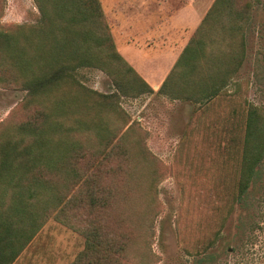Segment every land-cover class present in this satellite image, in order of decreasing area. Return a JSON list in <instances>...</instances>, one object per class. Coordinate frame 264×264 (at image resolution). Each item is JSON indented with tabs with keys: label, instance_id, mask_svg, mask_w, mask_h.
<instances>
[{
	"label": "trees",
	"instance_id": "trees-1",
	"mask_svg": "<svg viewBox=\"0 0 264 264\" xmlns=\"http://www.w3.org/2000/svg\"><path fill=\"white\" fill-rule=\"evenodd\" d=\"M36 1L40 24L0 25V86L26 90L30 110L25 120L0 132V264H14L51 218L85 238V247L70 264H126L134 237L124 230L126 219L109 213L113 189L102 195L99 156L90 162V139L84 135L95 138L92 156L103 154L100 162L119 157L115 173L131 179L134 174L125 170L124 161L133 152L145 171L150 152L135 122L117 126L101 116L103 108L121 110L118 94L87 87L78 71L99 68L128 96L155 90L118 51L101 0ZM254 7V0H215L158 93L203 106L227 93V86L239 92L236 77L247 59ZM232 112L236 117L240 110ZM241 116L230 138L241 154L230 212L264 160V108L247 102ZM78 208L88 217L83 219ZM146 254L152 258L154 253L142 251L141 263Z\"/></svg>",
	"mask_w": 264,
	"mask_h": 264
},
{
	"label": "rangeland",
	"instance_id": "rangeland-1",
	"mask_svg": "<svg viewBox=\"0 0 264 264\" xmlns=\"http://www.w3.org/2000/svg\"><path fill=\"white\" fill-rule=\"evenodd\" d=\"M200 1L212 6L215 0ZM254 1L247 28L248 55L236 77L241 88L237 92L236 86H227V93L208 105L173 100L158 92L124 95L105 71L89 67L78 71V78L87 87L118 94L121 110L103 108L101 116L117 126L126 120L127 124L135 122L142 128L138 133L146 137L150 152L145 171L141 172L143 162L133 158V152L131 159L124 161L125 170L134 174L131 179L115 173L119 157L100 162L103 154L92 156L95 138L93 133L84 135L90 139V162L99 156L102 195L108 196L113 189L114 208L109 213L126 219L124 230L134 237L126 264H264V160L251 188L234 203L231 212L229 208L241 161L230 139L232 127L242 123L247 102L264 108V0ZM3 6V27L42 22L36 0H4ZM103 6L111 16L113 5ZM147 61L137 59L135 63L144 66ZM26 94V90L0 86V132L27 118ZM233 108L240 110L236 117ZM237 134L241 132L237 130ZM78 210L83 219L88 217L86 210ZM219 229V237L209 245ZM84 239L79 231L51 218L15 264H70L85 247ZM206 245L208 249H204ZM142 251L155 255H144L147 261L141 263Z\"/></svg>",
	"mask_w": 264,
	"mask_h": 264
},
{
	"label": "crops",
	"instance_id": "crops-1",
	"mask_svg": "<svg viewBox=\"0 0 264 264\" xmlns=\"http://www.w3.org/2000/svg\"><path fill=\"white\" fill-rule=\"evenodd\" d=\"M103 3L113 5L111 16L104 6L103 9L118 51L155 92L211 8V3L203 5L200 0H104ZM137 59L155 62L137 66ZM164 59L169 61L163 63Z\"/></svg>",
	"mask_w": 264,
	"mask_h": 264
}]
</instances>
